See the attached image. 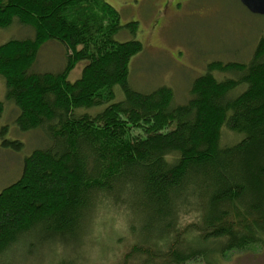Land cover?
<instances>
[{
    "label": "trees",
    "instance_id": "obj_1",
    "mask_svg": "<svg viewBox=\"0 0 264 264\" xmlns=\"http://www.w3.org/2000/svg\"><path fill=\"white\" fill-rule=\"evenodd\" d=\"M14 23L34 36L0 46L6 99L18 109V130L41 131L49 142L0 191V264H26L51 249L49 264H74L68 250L84 245L101 209L129 216L136 246L124 264H212L264 242V38L248 63L210 64L178 105L169 87L141 93L130 86V64L144 47L116 35L139 26L123 25L106 0H0V29ZM51 41L65 47L66 65L32 71ZM78 62L86 65L71 82ZM214 72L233 77L218 80ZM117 85L124 100L114 102ZM105 104L95 115L78 111ZM225 128L243 138L222 146ZM3 138L4 148L23 150ZM193 212L198 222L183 224Z\"/></svg>",
    "mask_w": 264,
    "mask_h": 264
},
{
    "label": "rangeland",
    "instance_id": "obj_2",
    "mask_svg": "<svg viewBox=\"0 0 264 264\" xmlns=\"http://www.w3.org/2000/svg\"><path fill=\"white\" fill-rule=\"evenodd\" d=\"M121 15L123 25L137 22L139 31L132 34L123 28L118 41L139 40L144 50L130 64V86L141 93H150L160 87H169L174 93L175 104H186L191 96L194 81L207 73L212 63H248L259 41L264 38V16L251 13L238 0H106ZM34 36L30 28L14 23L0 29V46L11 40H23ZM65 47L58 42H48L39 51L32 68L37 73L59 72L66 65ZM86 62H78L69 76L71 82L78 80ZM218 80L232 78L228 73L214 72ZM245 87L235 91L241 94ZM115 100H124L119 85L114 87ZM7 87L0 76V102L4 113L0 118V191L13 184L22 175L23 160L34 150L45 148L49 139L41 131L20 132L15 124L18 109L6 99ZM109 104L97 108H80V113L95 115ZM8 132L2 136V129ZM3 137L19 140L24 144L21 152L2 146ZM243 135H236L225 128L221 145L238 143ZM197 213L183 217L181 222H198ZM240 218L229 222L238 227ZM128 214L123 208L96 211L84 245L76 252L69 249L74 264H124V259L136 246L132 241ZM72 250V251H71ZM54 251H48L53 253ZM81 255L78 256V254ZM44 254L31 257L26 264H49ZM36 257V258H35ZM66 263V261H64ZM127 264H132L128 262ZM192 264V263H191ZM196 264V263H193ZM199 264V263H197ZM207 264V263H204ZM212 264H264V242L245 250L228 252L225 257L214 258Z\"/></svg>",
    "mask_w": 264,
    "mask_h": 264
},
{
    "label": "water",
    "instance_id": "obj_3",
    "mask_svg": "<svg viewBox=\"0 0 264 264\" xmlns=\"http://www.w3.org/2000/svg\"><path fill=\"white\" fill-rule=\"evenodd\" d=\"M251 13L264 16V0H238Z\"/></svg>",
    "mask_w": 264,
    "mask_h": 264
}]
</instances>
